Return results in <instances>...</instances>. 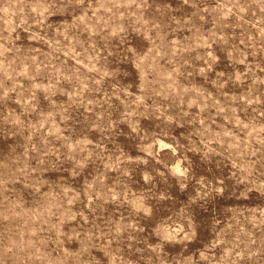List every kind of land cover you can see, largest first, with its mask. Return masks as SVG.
Wrapping results in <instances>:
<instances>
[{"label":"rangeland","instance_id":"obj_1","mask_svg":"<svg viewBox=\"0 0 264 264\" xmlns=\"http://www.w3.org/2000/svg\"><path fill=\"white\" fill-rule=\"evenodd\" d=\"M5 3L0 158L34 162L29 137L56 153L33 171L46 196L18 193L48 258L36 264L58 247L102 264H264V0H82L51 15ZM181 216L194 238L165 239Z\"/></svg>","mask_w":264,"mask_h":264},{"label":"clouds","instance_id":"obj_2","mask_svg":"<svg viewBox=\"0 0 264 264\" xmlns=\"http://www.w3.org/2000/svg\"><path fill=\"white\" fill-rule=\"evenodd\" d=\"M8 2L10 3L11 0H8ZM79 3H82V0H51V2H49V0H43V2H41V0H35V3L29 4L28 7L31 10H42L43 12L51 15L53 13L49 11L50 9H55L56 11H67ZM112 3L113 6H116V0H112ZM7 7L8 3H5L4 8L0 10L6 11ZM27 22V17H25L23 23L27 24ZM35 23L37 26H40L41 21L39 19H35ZM28 27L31 28V25H28ZM31 38L43 39L44 37L39 36L37 32H32ZM0 49L9 51V49L4 48L3 44H0ZM128 94L131 95V92ZM3 119L6 123L13 125L12 129L4 131V135L10 137L16 136L18 131L14 129H16L17 126H23L20 118L10 113L9 117H4ZM28 143L31 147L27 148L26 152L33 149L37 151V156L35 157L34 162L24 159V154H16L15 151L6 157L0 158V170H2L0 171V195L8 191L12 193V196L7 200L4 208L0 209V264H36L37 259H48L43 253L38 252L35 244L30 245L28 243V240L32 239V237L27 234L31 232L33 228H36L37 231H39V228L31 223L30 216L28 217L27 223L24 222V213L17 212V201L20 199L18 193H23L26 188L33 190L29 194L36 199L46 196V193L36 191V189H38L44 182L36 180L33 177V171L47 167L48 159H45L44 157H50L56 153L50 152L47 147H40L39 145L32 144L31 137L28 138ZM88 143H90V141H88ZM161 147L167 148L169 145L161 144ZM41 152L43 153V157L40 155ZM56 152H59V150L57 149ZM57 162L61 164L64 163L59 160H57ZM78 167H80V161L75 160V167H73L72 170L73 176L79 174L76 170ZM145 178L148 179L147 176ZM18 180L22 185L19 189L15 187ZM93 183H95V181H93ZM9 185H12V187L9 188ZM86 187L87 189H91L92 184H87ZM69 190L70 189L63 188L61 189L59 196L53 198L55 203L52 207L57 208V213L54 214H62L67 211V209H63L60 206L63 204V192ZM47 211H50V209L45 210V212ZM69 218L72 217L70 216ZM5 221H7V223H4ZM17 224L20 225L19 228L16 227ZM186 228V238H194L196 225L192 222L191 218L188 219V222L185 225L184 217L181 216L180 222H174L172 232L169 236L165 237V239L176 241L177 237H180V242H182L185 238L184 234L186 232ZM106 238L109 239V245H101V247L108 248L113 240H117L116 237L111 235V230H109L106 234ZM65 242H67V235L65 236ZM38 243L39 237H36V244ZM94 243L95 242L93 241V244ZM56 251L57 257L54 260L49 261V264H102V258L97 259L89 254L87 259H85L83 252L76 257L70 253H64L59 249V247Z\"/></svg>","mask_w":264,"mask_h":264}]
</instances>
